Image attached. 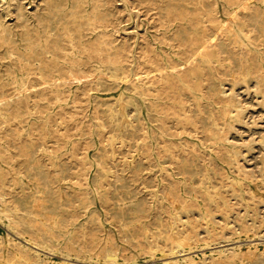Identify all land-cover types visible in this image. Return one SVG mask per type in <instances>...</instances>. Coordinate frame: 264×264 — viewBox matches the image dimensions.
Instances as JSON below:
<instances>
[{
  "label": "rangeland",
  "instance_id": "1",
  "mask_svg": "<svg viewBox=\"0 0 264 264\" xmlns=\"http://www.w3.org/2000/svg\"><path fill=\"white\" fill-rule=\"evenodd\" d=\"M176 260L264 264V0H0V264Z\"/></svg>",
  "mask_w": 264,
  "mask_h": 264
},
{
  "label": "bare ground",
  "instance_id": "2",
  "mask_svg": "<svg viewBox=\"0 0 264 264\" xmlns=\"http://www.w3.org/2000/svg\"><path fill=\"white\" fill-rule=\"evenodd\" d=\"M13 2V1H12ZM176 246H179V244L175 243ZM169 264H188L187 262L184 261H179V260H176V261H172V262H169Z\"/></svg>",
  "mask_w": 264,
  "mask_h": 264
}]
</instances>
